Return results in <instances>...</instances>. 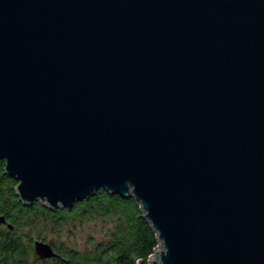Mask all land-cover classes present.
Returning <instances> with one entry per match:
<instances>
[{"label": "water", "instance_id": "1", "mask_svg": "<svg viewBox=\"0 0 264 264\" xmlns=\"http://www.w3.org/2000/svg\"><path fill=\"white\" fill-rule=\"evenodd\" d=\"M0 160L26 205L133 198L140 264H264V0H0Z\"/></svg>", "mask_w": 264, "mask_h": 264}, {"label": "trees", "instance_id": "2", "mask_svg": "<svg viewBox=\"0 0 264 264\" xmlns=\"http://www.w3.org/2000/svg\"><path fill=\"white\" fill-rule=\"evenodd\" d=\"M17 184L0 160V215L6 220L0 223V264H140L160 244L133 198L100 189L71 209L48 208L40 200L24 204ZM84 236L82 246L78 238ZM37 239L49 242L56 255L39 257Z\"/></svg>", "mask_w": 264, "mask_h": 264}, {"label": "rangeland", "instance_id": "3", "mask_svg": "<svg viewBox=\"0 0 264 264\" xmlns=\"http://www.w3.org/2000/svg\"><path fill=\"white\" fill-rule=\"evenodd\" d=\"M84 235V234H83ZM38 240V239H37ZM43 240V239H42ZM78 240H79V243L82 245V246H84V240H85V236L82 238V237H79L78 238Z\"/></svg>", "mask_w": 264, "mask_h": 264}]
</instances>
